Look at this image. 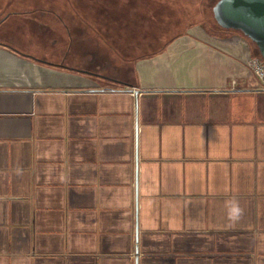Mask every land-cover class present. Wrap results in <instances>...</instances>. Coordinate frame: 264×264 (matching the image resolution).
I'll use <instances>...</instances> for the list:
<instances>
[{
    "label": "crops",
    "instance_id": "crops-1",
    "mask_svg": "<svg viewBox=\"0 0 264 264\" xmlns=\"http://www.w3.org/2000/svg\"><path fill=\"white\" fill-rule=\"evenodd\" d=\"M0 44V264H264L255 45L187 33L129 80Z\"/></svg>",
    "mask_w": 264,
    "mask_h": 264
},
{
    "label": "rangeland",
    "instance_id": "rangeland-1",
    "mask_svg": "<svg viewBox=\"0 0 264 264\" xmlns=\"http://www.w3.org/2000/svg\"><path fill=\"white\" fill-rule=\"evenodd\" d=\"M217 1L0 0V22L9 17L0 33L42 60L130 80L137 60L161 54L187 33L244 37L216 23Z\"/></svg>",
    "mask_w": 264,
    "mask_h": 264
},
{
    "label": "water",
    "instance_id": "water-1",
    "mask_svg": "<svg viewBox=\"0 0 264 264\" xmlns=\"http://www.w3.org/2000/svg\"><path fill=\"white\" fill-rule=\"evenodd\" d=\"M212 13L221 28L249 39L264 61V0H218ZM133 92L136 98L138 92Z\"/></svg>",
    "mask_w": 264,
    "mask_h": 264
},
{
    "label": "built area",
    "instance_id": "built-area-1",
    "mask_svg": "<svg viewBox=\"0 0 264 264\" xmlns=\"http://www.w3.org/2000/svg\"><path fill=\"white\" fill-rule=\"evenodd\" d=\"M248 67L252 74L261 82L264 86V62L258 57H252L248 60Z\"/></svg>",
    "mask_w": 264,
    "mask_h": 264
},
{
    "label": "clouds",
    "instance_id": "clouds-1",
    "mask_svg": "<svg viewBox=\"0 0 264 264\" xmlns=\"http://www.w3.org/2000/svg\"><path fill=\"white\" fill-rule=\"evenodd\" d=\"M242 209L241 207L239 206V203L236 202V201H233L232 204H231V208H230V217L232 219H239L240 216L242 215Z\"/></svg>",
    "mask_w": 264,
    "mask_h": 264
},
{
    "label": "trees",
    "instance_id": "trees-1",
    "mask_svg": "<svg viewBox=\"0 0 264 264\" xmlns=\"http://www.w3.org/2000/svg\"><path fill=\"white\" fill-rule=\"evenodd\" d=\"M1 45V44H0ZM14 52L20 54L18 51L16 50H13ZM259 59H261L263 61V59L261 58V56L259 55L258 53V56H257ZM39 62V61H38ZM264 62V61H263ZM42 64H45L46 66H49V67H54V68H64V69H67V70H71L69 68H67L66 66H64L63 64H59V65H54V64H49V63H44V62H40ZM90 76H93V74H88ZM107 82H110V83H115L114 81H112L111 79H107V78H104Z\"/></svg>",
    "mask_w": 264,
    "mask_h": 264
}]
</instances>
